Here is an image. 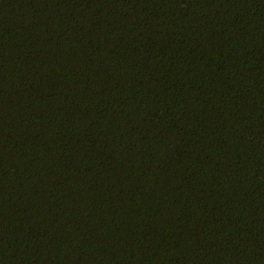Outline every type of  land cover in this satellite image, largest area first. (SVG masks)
<instances>
[{
  "label": "trees",
  "instance_id": "obj_1",
  "mask_svg": "<svg viewBox=\"0 0 264 264\" xmlns=\"http://www.w3.org/2000/svg\"><path fill=\"white\" fill-rule=\"evenodd\" d=\"M0 264H264V0H0Z\"/></svg>",
  "mask_w": 264,
  "mask_h": 264
}]
</instances>
